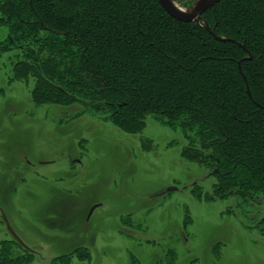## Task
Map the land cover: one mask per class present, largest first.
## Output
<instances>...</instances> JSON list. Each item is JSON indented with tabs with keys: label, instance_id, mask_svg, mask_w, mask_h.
<instances>
[{
	"label": "rangeland",
	"instance_id": "1",
	"mask_svg": "<svg viewBox=\"0 0 264 264\" xmlns=\"http://www.w3.org/2000/svg\"><path fill=\"white\" fill-rule=\"evenodd\" d=\"M6 34L0 264H264V203L213 191L212 167L182 156L180 127L149 114L128 133L109 112L52 100L33 71L14 74L22 54Z\"/></svg>",
	"mask_w": 264,
	"mask_h": 264
},
{
	"label": "trees",
	"instance_id": "2",
	"mask_svg": "<svg viewBox=\"0 0 264 264\" xmlns=\"http://www.w3.org/2000/svg\"><path fill=\"white\" fill-rule=\"evenodd\" d=\"M201 16L208 29L157 0H0L4 49L22 54L14 74L33 71L52 100L109 112L128 133L149 114L180 127L182 156L212 167L213 191L264 203V0Z\"/></svg>",
	"mask_w": 264,
	"mask_h": 264
},
{
	"label": "water",
	"instance_id": "3",
	"mask_svg": "<svg viewBox=\"0 0 264 264\" xmlns=\"http://www.w3.org/2000/svg\"><path fill=\"white\" fill-rule=\"evenodd\" d=\"M219 0H193L192 4L185 8L181 7L175 0H157L158 4L160 7L172 18L178 20V21H183V22H191V21H196V22H201L204 23V26L208 29L207 23L204 21L202 18V13L206 11L207 9H210L214 4H216ZM216 39L218 40H232L229 38L225 37H220V36H215ZM251 56L249 55V58ZM238 70L241 73L243 80L245 81L246 85V93L249 97H251V93L247 84V80L245 75L242 72L241 69V60L238 61ZM264 112V106L257 104ZM170 189H175V187H170ZM96 205H93L89 211V215L92 213ZM2 218L4 220V223L8 229V231L12 234V236L22 245L26 246L23 241L19 238V236L14 232L12 227L10 226L6 216L4 213H2Z\"/></svg>",
	"mask_w": 264,
	"mask_h": 264
}]
</instances>
